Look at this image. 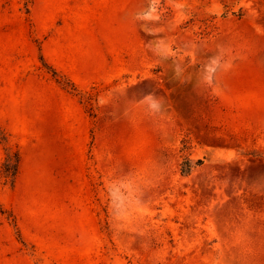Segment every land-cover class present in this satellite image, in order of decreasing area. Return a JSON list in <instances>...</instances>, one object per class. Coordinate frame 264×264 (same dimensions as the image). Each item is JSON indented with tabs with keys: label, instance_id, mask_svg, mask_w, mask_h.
Here are the masks:
<instances>
[{
	"label": "rangeland",
	"instance_id": "obj_1",
	"mask_svg": "<svg viewBox=\"0 0 264 264\" xmlns=\"http://www.w3.org/2000/svg\"><path fill=\"white\" fill-rule=\"evenodd\" d=\"M0 264H264V0H0Z\"/></svg>",
	"mask_w": 264,
	"mask_h": 264
},
{
	"label": "bare ground",
	"instance_id": "obj_2",
	"mask_svg": "<svg viewBox=\"0 0 264 264\" xmlns=\"http://www.w3.org/2000/svg\"><path fill=\"white\" fill-rule=\"evenodd\" d=\"M170 99H171V95H169V93H165V99L164 100H165L166 104L170 103Z\"/></svg>",
	"mask_w": 264,
	"mask_h": 264
}]
</instances>
